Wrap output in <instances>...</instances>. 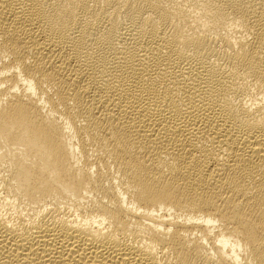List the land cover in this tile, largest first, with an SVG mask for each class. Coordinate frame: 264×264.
<instances>
[{"label": "bare ground", "instance_id": "6f19581e", "mask_svg": "<svg viewBox=\"0 0 264 264\" xmlns=\"http://www.w3.org/2000/svg\"><path fill=\"white\" fill-rule=\"evenodd\" d=\"M0 264H264V0H0Z\"/></svg>", "mask_w": 264, "mask_h": 264}]
</instances>
